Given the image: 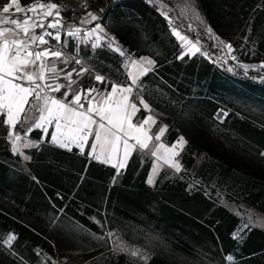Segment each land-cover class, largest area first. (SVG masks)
<instances>
[{
  "label": "trees",
  "instance_id": "trees-1",
  "mask_svg": "<svg viewBox=\"0 0 264 264\" xmlns=\"http://www.w3.org/2000/svg\"><path fill=\"white\" fill-rule=\"evenodd\" d=\"M36 1L21 0L23 6ZM159 3L180 20L194 17L232 42L240 61L264 60V0H92L86 7L63 9L66 22L79 24L93 12L104 23L116 6L144 28L164 61L154 56L156 68L141 78L134 100L139 92L158 118L156 127L168 125L167 144L179 135L188 142L182 170L163 167L151 186L146 178L153 156L140 148L117 172L87 151L53 144L49 132L26 151L31 159L24 162L12 150L6 115L0 113V240L14 234L17 255H37L46 246L52 251L61 232L120 231L131 242L157 247L150 264H264V230L252 228L239 241L233 232L240 220L217 196L221 190L264 211V178L232 159L238 152L264 153V124L252 117L264 111V85L251 79L254 72L226 73L200 53L180 58V42ZM119 45L134 58L146 55L126 38L119 37ZM80 51L95 67L81 76V87L106 91L114 82H130L125 55L106 45L82 44ZM94 71L105 75L104 83L95 80ZM140 109L137 121L146 114ZM39 135V130L31 133Z\"/></svg>",
  "mask_w": 264,
  "mask_h": 264
},
{
  "label": "snow or ice",
  "instance_id": "snow-or-ice-1",
  "mask_svg": "<svg viewBox=\"0 0 264 264\" xmlns=\"http://www.w3.org/2000/svg\"><path fill=\"white\" fill-rule=\"evenodd\" d=\"M10 11L13 15L0 16V113H6L5 123L10 128L15 129L21 119L25 121L30 119L27 116L26 109V106H30L39 112V116L33 120L29 130H31V127L44 128L46 124L55 121L56 134L52 135L51 139L64 148H69L70 143L83 147V143L88 140L89 135L93 132V125H96L95 141L101 149L100 155L96 158L100 159L101 156H105L106 149L111 152V155H108L102 161L104 163L111 162L121 142L124 146L125 159L134 147V145L129 144L130 139L134 140L140 149L149 147V142L153 137L149 135L145 125H148L149 122L154 124L155 120L152 116H148L143 123H132V118L138 111V107L136 103H129V96L133 92L132 85H137L138 77L149 70V68L144 67V63L131 61V67L136 70L135 72H128L132 82L131 85L124 86L113 83L111 91L105 93L99 92L95 87H73L78 84L76 80L72 79L73 73L83 75L89 72V69L81 67L79 71L76 68L67 71L64 68H57V61L63 64H68L70 61L77 65L82 64V60L78 58V45L75 46V54L64 51L67 42H62L60 29L64 28L65 25L58 6L55 3H38L25 8L21 6L19 0H9V3L2 7V13L9 14ZM28 12L33 13V16H28ZM16 13H23V19L13 18ZM87 16L91 18V21L97 19L90 12L87 13ZM48 17L53 19L45 24ZM87 22H89L87 18L81 20V23ZM37 28L42 30L39 35L35 32ZM47 29L56 31L50 32ZM97 30L103 31L100 24H96L95 28L87 35H94ZM80 32L81 29L75 27L69 30L67 35L77 38ZM173 34L181 40L186 39L175 28ZM45 37H50L56 41L60 44V48L48 47L43 50H36L39 45L49 43ZM99 46L100 37L97 36L96 42L92 43L91 47L96 49ZM227 47L231 50V45H227ZM115 51L122 56L124 55L120 48H116ZM49 58L55 59L49 62ZM141 59L148 65L153 64L150 59ZM61 78L66 80L67 83H55ZM94 78L97 82H105V77L102 75L97 74ZM49 81H53V83H49ZM61 89H64V91L61 93L60 99L49 95L50 92H61ZM94 92L100 97L99 100L96 96H92ZM32 101H35V103H32ZM139 102L143 104L145 109H148L149 106L143 99H140ZM85 103L88 105L86 109ZM93 114L99 117V121L93 118ZM105 121L107 125L104 123ZM165 128L160 129V135H156L155 140H160ZM63 129L67 131L65 132ZM8 135L12 139V150L19 152L20 147L17 142L21 140V137L14 135L12 131H9ZM184 143L186 141L183 137H180L177 141L178 145ZM92 147L93 152H95L96 145L94 144ZM175 147L176 145L167 148L163 143H160L152 151V155L158 159H163L164 163L170 164L171 167L179 171V163L174 162L171 156L160 155L161 149L165 153H172V156L176 155ZM25 159H28V157H25ZM124 166L123 161L118 165L119 168ZM153 171L155 172V169ZM152 182V178H149L148 183L151 184ZM109 235L112 234L109 233ZM15 238L14 235H9L6 240H3V243L10 246ZM118 247L121 251L128 252L132 257H139L145 262L148 259L147 255L142 254L138 248L129 250L126 246L118 245ZM228 259L231 260L232 257L229 256Z\"/></svg>",
  "mask_w": 264,
  "mask_h": 264
},
{
  "label": "rangeland",
  "instance_id": "rangeland-1",
  "mask_svg": "<svg viewBox=\"0 0 264 264\" xmlns=\"http://www.w3.org/2000/svg\"><path fill=\"white\" fill-rule=\"evenodd\" d=\"M22 7H28L32 4L38 3H55L60 11L70 7H79V4L76 3L75 0H38L28 5H22L21 0H19ZM9 3V0H3L0 5V16L2 15H13L10 11L9 14L2 13V7ZM158 7L160 8L162 14L166 17L167 21L170 23L171 32L173 34V29L175 28L182 36L186 37L185 40L176 38L180 42L181 46V54L179 55L182 58L184 55L188 54L193 56L197 53L203 54L206 58H208L211 62L218 64L226 73L234 74L237 72H243L247 74V72H254L251 76V79L254 81H258L264 85V60L255 63H249L240 61L236 55V49L233 46V43L230 41H225L216 35L213 34L208 28L203 26L197 19L194 17L189 18V20H180L173 11L169 7H165L161 3H159ZM227 12V11H226ZM89 13V12H88ZM94 14L97 19L95 21H91V18L85 14L81 20L87 18L89 22L75 24L70 21H64L65 27L60 29L62 42H67V47L64 49L66 53H73L75 46H79V57L82 60L81 65H77L74 62H69L68 64H63L60 61H57V68H64L67 71H71L73 68H76L77 71L81 69V67L94 69V65L89 62L88 58L85 56V53H81L80 46L84 45H92V43L96 42L97 36L100 37V46L106 45L110 49L115 50L116 48H120L125 55V63L128 69V64L131 59L134 57L131 56L125 49H122L119 45V37L126 38L128 43L133 46L136 52H142L144 54H148L151 56H157L158 61H164L162 58V51L158 45L152 41L151 37L146 33L144 28L139 24L135 23L134 19L128 15L126 9H121L115 6L114 10L110 11L109 15L105 18V22H100V17L98 14L90 12ZM28 16H33V13L28 12ZM187 17L190 16L187 14ZM62 16V14H61ZM23 13H16L13 18L23 19ZM53 18L48 17L45 21L47 24L48 21H51ZM100 22L102 24L103 31L97 30L94 35H87L94 28L96 23ZM12 27L11 25H8ZM79 27L81 29L80 35L77 38L69 37L67 32L72 28ZM50 32H54L56 30L47 29ZM42 30L37 28L35 30L36 34L39 35ZM128 32V34H127ZM11 38V37H10ZM46 40L49 41L46 45H39L36 50H43L48 47H52L53 49H59L60 44L56 41L52 40L50 37H45ZM38 44V42H37ZM195 45V47H193ZM227 45H231V50L227 47ZM36 47V46H34ZM93 49V48H92ZM199 49V51H197ZM235 57V59H233ZM55 58H49V62ZM247 66V67H245ZM156 68V66H155ZM155 68L152 70L154 71ZM130 71L135 72L136 70L131 67ZM150 71V72H152ZM95 75L99 74L105 77L100 71H94ZM149 72V73H150ZM148 74V73H147ZM63 75V74H62ZM82 75H77L73 73L72 79L78 82L77 85L73 87L80 88V78ZM145 76V75H144ZM142 78V77H141ZM141 80V79H140ZM49 83H53V81H49ZM55 83L66 84L67 81L61 78L59 81ZM138 86V85H137ZM97 89V88H96ZM136 89V88H135ZM64 89H61V92H50L51 96L61 97V93ZM104 91L103 93L107 92ZM133 92V99H134ZM137 101H140L143 97L139 95V92L136 93ZM98 96V95H96ZM253 119L256 121H260L264 124V111L257 110L252 114ZM137 121V120H136ZM159 126V125H158ZM158 126L155 127L151 136L153 139L149 144V150L157 146L158 142L155 140V136L158 135ZM21 127L17 128L16 133L20 131ZM15 135V134H14ZM184 140L187 142V138L182 136ZM12 142V139L10 138ZM22 141V140H20ZM18 141L17 144L20 146L21 142ZM178 141V140H177ZM177 141L175 142L174 151L177 153L172 156V153H163L161 156L168 155L171 156L172 160L177 161L180 165V170L177 171L174 167H171L172 170L176 172H180L182 170L181 165V153L183 151V145H178ZM13 148V146H12ZM182 149V151H181ZM181 151V152H180ZM14 152V151H13ZM179 153V154H178ZM245 153V152H244ZM243 152H238L237 154H233V160L239 164H245L250 170L256 174L257 176L264 178V155L262 153L252 154V155H240L244 154ZM90 156V155H89ZM177 156V157H176ZM23 158L24 162H27L26 159ZM103 158V156H101ZM100 158V159H101ZM31 159V158H30ZM163 159H155L152 168L150 170V174L154 177L153 184L156 178L159 175L161 162ZM201 161V158L198 159V162ZM170 168V167H169ZM155 169V172L153 171ZM149 178V177H148ZM149 180V179H147ZM221 193L217 194L218 200L221 205L225 206L231 213L233 212L238 219L240 220L238 227L233 232V235L239 240L243 241V239L247 236V233L252 228H258L264 230V211L259 210L250 204H245L237 198H233L228 196L227 192L221 191ZM111 233L112 235H109ZM9 235H14L9 233L6 235L3 240H6ZM15 236V235H14ZM16 237V236H15ZM16 239V238H15ZM3 240H0V264H150V259L155 254L154 250L157 247H145L136 243L134 241H129L122 232L120 231H108L103 234H83L80 231H77L75 234H68L65 232H61L58 235V239H53V250H48L46 248L41 249L37 255L32 256H19L12 249L13 244L15 243L13 240L11 245H7L3 243ZM119 246H126L129 250L133 248H138L141 250L142 254L147 255L148 259L145 262L141 260L139 257H132L126 251H121ZM193 255H196L197 258L201 257V254L198 251H193ZM229 260V259H228ZM188 264V263H187ZM190 264H192L190 262Z\"/></svg>",
  "mask_w": 264,
  "mask_h": 264
},
{
  "label": "crops",
  "instance_id": "crops-1",
  "mask_svg": "<svg viewBox=\"0 0 264 264\" xmlns=\"http://www.w3.org/2000/svg\"><path fill=\"white\" fill-rule=\"evenodd\" d=\"M96 24H100V22H98V23H96ZM100 25L102 26V24H100ZM141 58H147V59H150V60L153 61V64H152V65H148L147 63H145L144 61H142ZM131 61H137V62H140V63H144V67L149 68V70H148L147 72H145L143 75H140V76L138 77L137 85H138L139 82L141 81V80H140L141 77H143L144 75H146L147 73H149L150 71H152V70L155 68V66H156V65H155V64H156V59H155V57H153V56H151V55H148V54L143 55V56H141L140 58H133V59H131ZM131 61H129L128 69H127V73H128V72L130 71V69H131ZM128 78H129V76H128ZM129 81H130V82L127 83L126 85H125V84H121V83H117V82H114V83L121 84V85H124V86H128V85H131V83H132L130 78H129ZM137 85H132V87H133V92H134L135 88L137 87ZM110 91H111V88H110L107 92H110ZM99 92H102V93H103L104 91H99ZM133 92H132V93L130 94V96H129V103H136V104H137V107H138V111H137V112L135 113V115L133 116V118H132V123H134V124L143 123L144 119H146L148 116H152L153 119L155 120V123L153 124V123L149 122L148 125H145V128L148 130L149 135L151 136V132H152V130H153V129L156 127V125H157V120H158V118L154 115V113H153V111H152V108H151L150 104L148 103V101H147L144 97H143L142 99H143V101H144L145 103L148 104V106H149L148 109H145V108L143 107V104H141L139 101H136V100L133 99V95H132ZM96 95H97V93H95V92L92 93V96H96ZM55 97H56L57 99H60V98H61V97H58V96H55ZM96 98H97V100L100 99L99 96H96ZM30 99H31V98H30ZM82 102H84V101L82 100ZM32 103H35V101H32ZM87 106H88V105L85 103V109L87 108ZM140 108L145 109V110H146V114H145V116L142 118V120H140V121H136V117H137L139 111L141 110ZM26 109H27V116H28L30 119H28L27 121L21 119V120L17 123L15 129L10 128L9 125H8V127L10 128V131L13 132V134H15V135H19V136L21 137V140H22V141H20L21 144H20V146H19V147H20V151H19V152H15V153H18L20 156L24 157V159H25V157H28V159H26V161L29 162L31 156L28 155L26 151L29 150V148L36 147V146H38L39 144L43 143V142L46 140V137H47V135H48L49 132H50V139H49V141H51V142H52L53 144H55V145H58V146H60V145L57 144V143H55V142H53L52 139H51L52 135L56 134L55 121H53V123H51V124H46V125L44 126V128H35V127H31V130H29L30 125L33 124V120H34L35 118H38V116H39V112L35 111V110L32 109L30 106H26ZM4 114L6 115V113H4ZM93 118L96 119L97 121H99V117H98V116H95V114H93ZM6 119H7V116H6ZM104 123L107 125V122H106V121H105ZM165 126H166V128H165ZM18 127H21V129H20V131H19L18 133H16ZM161 128H165V131H164L163 134L161 135V138H160V140H159V142H158L157 145H159L160 143H163L167 148H172L173 145H175V142H176L180 137L183 136V135H179V137H178L174 142H172V144H167V143L165 142V140H164V134H165V132H166V130H167V128H168V125H167L166 123H161V124H159V126H158V132H157L158 135H160V129H161ZM45 129H46V131H45ZM34 130H39V131H40V135H39V136H36V137L31 136V133H32V131H34ZM95 130H96V125H93V132H92L91 135H89L88 140H87L86 142L83 143V147H80L78 144H71V143H70L69 148H64V147H62V148L67 149V150H72V148H77L80 152H86V151H87V153H88L92 158H94L95 160H97V161H99V162H102L105 158H107L108 155H111V152H110V150L106 149V153H105V156H103V158H101V159H97V158H96L97 156L100 155V151H101V149H100V145L97 144L96 141H95ZM63 131L66 132L67 130H66V129H63ZM184 137H185V136H184ZM150 142H151V141H150ZM150 142H149V144H150ZM187 142H188V139H187ZM187 142L185 143L184 147L186 146ZM94 144L96 145L95 152H93V147H92ZM129 144H130V145H134V147H133V149L130 151V153H129V155H128V157H127L126 159H125V157H124V146H123V143L121 142V143L119 144V146H118V151H117L115 157L111 160L110 163H106V164L111 165L112 167H116L117 172H121L122 170L126 169V168H127L126 166L128 165L129 159H130V157L132 156L133 151H134L136 148H139V146L135 144V141H134V140H131V139H130V140H129ZM60 147H61V146H60ZM155 147H156V146H154V147L152 148V150H151V149L149 150V147H148L147 149H145V150H147L148 152H150L151 155H152V151L155 149ZM184 147H183L182 149H184ZM182 149H181V151H182ZM142 150H143V149H142ZM181 151H180V152H181ZM163 153H164V150L161 149L160 154H163ZM178 154H179V153H178ZM152 156H153V155H152ZM176 157H177V156H176ZM155 159L158 160V158H157L156 156H153V162H154ZM121 161H123V162H124V165H125L123 168H119V167H118V165H119V163H120ZM153 162H152V164H153ZM175 162H178V161H177V158L175 159ZM178 163H179V162H178ZM151 166H152V165H151ZM165 166L171 168L170 164H166V163H164V161H162V162H161V168H160V171H161L162 168L165 167ZM151 168H152V167H151ZM150 170H151V169H150ZM159 173H160V172H159ZM149 174H150V171H149V173H148V175H147L146 180L149 179V178H152V180H153L154 177H153L152 175H149ZM158 176H159V175H158ZM148 177H149V178H148ZM157 178H158V177H157ZM157 178L155 179L156 181H155L153 184H150L151 186H154V185L156 184V182H157ZM147 182H148V180H147Z\"/></svg>",
  "mask_w": 264,
  "mask_h": 264
},
{
  "label": "built area",
  "instance_id": "built-area-1",
  "mask_svg": "<svg viewBox=\"0 0 264 264\" xmlns=\"http://www.w3.org/2000/svg\"><path fill=\"white\" fill-rule=\"evenodd\" d=\"M77 4H79V7L81 6H87L92 0H75ZM62 264V262H61Z\"/></svg>",
  "mask_w": 264,
  "mask_h": 264
}]
</instances>
